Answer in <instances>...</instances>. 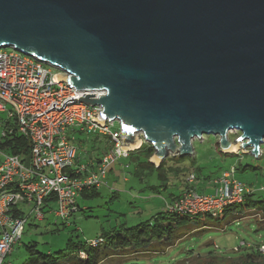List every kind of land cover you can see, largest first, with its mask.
Listing matches in <instances>:
<instances>
[{
	"label": "water",
	"instance_id": "95a60500",
	"mask_svg": "<svg viewBox=\"0 0 264 264\" xmlns=\"http://www.w3.org/2000/svg\"><path fill=\"white\" fill-rule=\"evenodd\" d=\"M5 48L86 94L51 109L101 107L93 120L118 122L125 150L142 136L157 167L195 156L204 135L224 154L261 155L264 0H0Z\"/></svg>",
	"mask_w": 264,
	"mask_h": 264
},
{
	"label": "built area",
	"instance_id": "2783aa9c",
	"mask_svg": "<svg viewBox=\"0 0 264 264\" xmlns=\"http://www.w3.org/2000/svg\"><path fill=\"white\" fill-rule=\"evenodd\" d=\"M8 49H0V142L18 134L29 140L30 151L19 155L0 149V264H13L10 256L30 216L43 220V209L53 204L51 211L57 219H70L78 211L82 193L105 186L111 166L133 151L122 148L121 129L113 130L115 122L102 126L93 120L101 107L78 101L57 109L70 98L86 95L59 81L63 72ZM101 95L96 93V97ZM54 103L57 108L51 109ZM72 130L108 137L113 142L96 168L90 166L93 163L87 166L79 162L76 137H70ZM233 173H224L211 195L201 196L192 187L169 211L214 216L230 204L240 203L249 189ZM189 183L195 184L193 175ZM101 242L89 241L92 246ZM260 251L264 254V245Z\"/></svg>",
	"mask_w": 264,
	"mask_h": 264
},
{
	"label": "rangeland",
	"instance_id": "374dc122",
	"mask_svg": "<svg viewBox=\"0 0 264 264\" xmlns=\"http://www.w3.org/2000/svg\"><path fill=\"white\" fill-rule=\"evenodd\" d=\"M6 51H10V48ZM118 129H121L120 124L115 122L113 130ZM81 133L79 137L85 142L82 143L80 138L74 140L78 147L77 158H80V163H89L106 141L110 142L109 147L114 145L108 137L97 139L95 134ZM238 136L239 133L231 132L229 139L234 141ZM70 137H73V133H70ZM218 141L216 136L204 135L202 140L193 142L197 158L195 167L201 166L203 169L198 180L195 179V192L201 196L213 194L218 182L213 184L211 192H206L203 189L207 182L206 176L218 175L236 167L237 179L246 184L247 190L252 188L256 192L253 200H262L264 144L261 146V155L256 157L244 153L224 154L217 145ZM192 158L193 156L188 157L186 163H192ZM130 164L131 158H122L112 165L108 171L106 185L100 188V195L80 197V210L70 219H57L53 212L46 211H43V220L30 216L21 240L14 246L10 261L14 264L22 263L28 255L26 247L32 244H37V249L44 253L63 251L66 256H79L83 259L86 258L85 249L72 252L67 245L69 241L86 242L89 247H97L98 245L92 246L87 241L96 240L102 233L121 229L122 226L132 227L153 221L165 210L162 196L169 198L171 194H177L178 190L170 184L166 191H151L148 186L159 185V178L148 175L142 180L133 175L132 168L127 169L126 165ZM245 166H248V169H245ZM194 174L197 175L195 171ZM233 204L235 203L229 207ZM229 207L223 208L214 216L203 212L184 215L191 221L176 228L171 241L156 240L142 252L126 251L104 260L101 264H264V254L260 251L264 245L263 209H251L242 216L232 215L222 219L220 216L224 215ZM29 213L30 210L26 208V214ZM99 239L103 242L104 237Z\"/></svg>",
	"mask_w": 264,
	"mask_h": 264
},
{
	"label": "trees",
	"instance_id": "16d2710c",
	"mask_svg": "<svg viewBox=\"0 0 264 264\" xmlns=\"http://www.w3.org/2000/svg\"><path fill=\"white\" fill-rule=\"evenodd\" d=\"M76 140L82 135L80 131L72 130ZM97 139H107L98 136ZM80 141L84 143L85 141L80 138ZM29 140L18 134H11L5 138L4 141L0 142V149L5 153L9 154H19L28 155L30 151ZM110 142L106 141L105 145L101 148L97 156L93 157V164L90 165L92 168H96L105 153L110 150ZM98 151V148L95 149ZM155 150L149 144L143 143L140 148L130 152L128 158H131L132 164L126 165L127 169L132 168V173L134 176L143 180L146 176H155L159 178L161 183L159 185L148 186L151 191L159 193L161 190H168L170 184L176 190H179L180 183L183 182V188L180 195L171 194L168 199L162 196L165 201V210L159 213L153 221L142 222L136 226L125 227L122 226L121 229H113L109 233H102L101 236L104 237L102 244L97 247H89L86 242L74 243L72 241L68 242V247L73 251H79L84 248L86 252V258L82 259L79 256H66L63 251L58 253H44L37 249V244L28 245L26 251L28 253L27 258L20 264H101L104 260L119 255L120 253L131 251L132 253L142 252L147 246L154 243L156 240L166 239L171 241L174 237L175 229L183 226L187 222L191 221L184 215L178 213H172L169 211L171 205L175 204L189 189L196 185L189 183V178L193 175L195 179L199 178L201 175V166L195 167L197 158L193 156L192 163H186L188 157H170L164 161L158 167L152 163L150 160L154 154ZM248 169V166L244 167ZM197 175L194 174V171ZM234 170V178L237 179V168L232 167L229 170L222 171L218 175H208L206 176V181H211L215 184L216 181L220 180L224 173ZM192 172V173H191ZM205 178V177H204ZM238 180V179H237ZM182 181V182H181ZM216 188V186L214 187ZM100 189L94 188L82 193L81 197H97L100 195ZM254 190L249 189L243 196V200L240 203L233 204L225 211V214L220 216L222 219H227L232 215H244L251 209L261 208L264 211V198L262 200H253L255 196ZM53 204L45 207L43 211L48 213L52 212ZM80 207L78 205V211ZM220 219V218H219ZM89 242V241H87ZM170 243V242H169ZM252 258V257H250ZM14 264V263H13Z\"/></svg>",
	"mask_w": 264,
	"mask_h": 264
},
{
	"label": "crops",
	"instance_id": "0c3cea01",
	"mask_svg": "<svg viewBox=\"0 0 264 264\" xmlns=\"http://www.w3.org/2000/svg\"><path fill=\"white\" fill-rule=\"evenodd\" d=\"M93 160V159H92ZM92 160H90V162H89V164H91V163H94ZM116 164V163H115ZM112 167V166H111ZM111 170H113V168L111 169ZM110 170V171H111ZM214 179V178H213ZM213 179L211 180V181H207L206 182V184H205V186H204V190H206V192H211L212 191V189H213V184H212V182H213ZM182 182V181H181ZM183 182H182V184L180 183V189L178 190V193H177V195L179 194L180 195V193H181V190H182V188H183ZM176 194V193H175ZM167 199H168V197H166ZM169 201H170V199H168Z\"/></svg>",
	"mask_w": 264,
	"mask_h": 264
},
{
	"label": "clouds",
	"instance_id": "9594fccd",
	"mask_svg": "<svg viewBox=\"0 0 264 264\" xmlns=\"http://www.w3.org/2000/svg\"><path fill=\"white\" fill-rule=\"evenodd\" d=\"M239 134H240V133H239ZM142 141H143V139H142V136H141V143L143 144V142H142ZM140 147H141V146H140ZM140 147H139V148H140ZM77 148H78V147H77ZM79 159H80V158H79Z\"/></svg>",
	"mask_w": 264,
	"mask_h": 264
},
{
	"label": "bare ground",
	"instance_id": "6f19581e",
	"mask_svg": "<svg viewBox=\"0 0 264 264\" xmlns=\"http://www.w3.org/2000/svg\"><path fill=\"white\" fill-rule=\"evenodd\" d=\"M139 146H140V144H139Z\"/></svg>",
	"mask_w": 264,
	"mask_h": 264
}]
</instances>
